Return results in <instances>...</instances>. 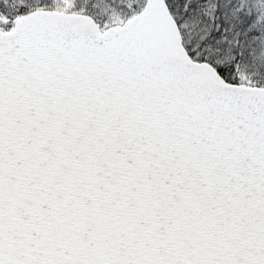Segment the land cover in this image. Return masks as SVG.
<instances>
[{
    "label": "snow or ice",
    "instance_id": "obj_1",
    "mask_svg": "<svg viewBox=\"0 0 264 264\" xmlns=\"http://www.w3.org/2000/svg\"><path fill=\"white\" fill-rule=\"evenodd\" d=\"M0 264H264V0H0Z\"/></svg>",
    "mask_w": 264,
    "mask_h": 264
}]
</instances>
